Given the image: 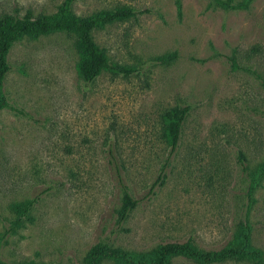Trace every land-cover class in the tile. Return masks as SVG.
I'll return each mask as SVG.
<instances>
[{"label":"rangeland","instance_id":"rangeland-1","mask_svg":"<svg viewBox=\"0 0 264 264\" xmlns=\"http://www.w3.org/2000/svg\"><path fill=\"white\" fill-rule=\"evenodd\" d=\"M210 2L0 0V16L135 12L90 32L108 64L131 70L125 76L103 71L83 82L73 37L61 32L10 48L1 81V262L86 264L96 246L140 254L186 239L216 250L244 223L264 255V173L248 193V174L264 167V0L227 11ZM183 107L171 151L163 116ZM123 188L137 203L119 221ZM26 200L33 205L14 227L12 206ZM98 264L122 262L103 255ZM171 264L196 263L177 256Z\"/></svg>","mask_w":264,"mask_h":264},{"label":"trees","instance_id":"trees-1","mask_svg":"<svg viewBox=\"0 0 264 264\" xmlns=\"http://www.w3.org/2000/svg\"><path fill=\"white\" fill-rule=\"evenodd\" d=\"M254 0H244L233 4L231 0H211V5L222 10H243ZM179 14V3L176 4ZM135 16L130 9L120 8L87 19H77L66 10L57 15H33L25 11L22 16L4 14L0 16V110L8 107L1 92V81L9 72L7 54L10 48L19 41L30 38L36 39L52 33H65L73 37V46L78 55L76 71L79 78L85 82H92L103 71H114L117 74L128 75L131 70L117 68L108 64L98 51L91 39V30L101 23L116 19H126ZM253 51V49H252ZM168 57H173L169 55ZM160 59V58H159ZM264 85V82H263ZM187 108H174L163 116V136L171 151L177 147L181 124L186 116ZM242 160V156H239ZM259 175L249 173L250 184L248 193L253 190L256 179L264 173L262 167ZM123 198L118 214L119 221H123L134 209L136 201L132 199L127 190H122ZM33 205V200L16 203L12 206L16 219L13 226L16 227L28 216ZM109 256L119 259L122 264H171L173 258L179 256L196 264H215L228 260L246 261L252 264H264V255L261 251L250 245L249 227L246 223L239 226L232 238L222 247L216 250H200L192 242L186 239L183 242H165L157 245L147 253L133 254L118 249H108L105 246H96L89 250L86 264H98L99 256ZM0 264H4L0 261ZM25 264H35L32 262Z\"/></svg>","mask_w":264,"mask_h":264}]
</instances>
